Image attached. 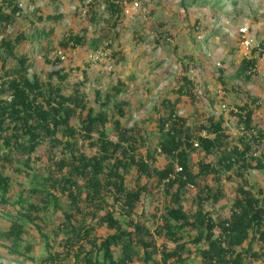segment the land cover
Returning a JSON list of instances; mask_svg holds the SVG:
<instances>
[{
  "label": "trees",
  "instance_id": "obj_1",
  "mask_svg": "<svg viewBox=\"0 0 264 264\" xmlns=\"http://www.w3.org/2000/svg\"><path fill=\"white\" fill-rule=\"evenodd\" d=\"M103 1L108 19L101 36L93 40L94 48L112 36L127 6L126 0ZM22 12L19 0H0V211L7 215V224H0V248L25 264H189L192 253L201 264H264V189L256 193L248 177L252 170H264V130L253 124L252 108L244 104L239 112L232 111L242 124L234 145L222 114L210 113L189 125L177 103L185 95L192 101L198 96L192 79L183 75L174 88L176 98H165L163 111L157 108L160 136L149 143L139 126L121 122L127 101L115 99L122 81L106 96L114 99L115 116L102 107H89L83 89L71 86L67 72L54 70L48 80L36 73L30 76V55L17 51L26 37L10 30ZM35 15L38 21H57L65 14ZM87 33L85 27L63 36L55 49L57 62H62L65 49L85 44ZM261 45L255 48L259 57L241 59L237 75L251 77L264 57ZM55 73L60 84L53 82ZM110 122L115 138L107 129ZM12 152L25 166L15 167L18 172L28 174L35 160L43 162L46 173L14 200L4 171L14 160ZM158 153L168 159L162 167L156 165ZM129 174L133 185L126 180ZM224 177L238 183L228 214H214L206 205L224 197ZM184 187L194 191L196 208H185ZM154 188L164 192L165 206L156 208L150 223L137 208ZM50 212L53 221L45 220ZM32 228L43 244L38 252L28 239ZM159 237L165 240L159 243Z\"/></svg>",
  "mask_w": 264,
  "mask_h": 264
},
{
  "label": "rangeland",
  "instance_id": "obj_2",
  "mask_svg": "<svg viewBox=\"0 0 264 264\" xmlns=\"http://www.w3.org/2000/svg\"><path fill=\"white\" fill-rule=\"evenodd\" d=\"M19 2L23 12L10 30L15 34L22 32L26 37L18 44L17 51L30 55V76L36 73L48 80L54 70L67 72L71 86L79 84L83 89L89 107L96 110L102 107L109 115L115 116L114 99L106 100V96L122 81V91L115 99L127 101L126 115L121 117V122L126 127L139 126L149 143H155L160 136L156 128L157 108L163 111L162 101L167 97L176 98L174 88L183 82V75L192 79L193 91L198 96V100L192 101L185 95L177 103L178 112L188 118L189 125L203 120L207 114L214 113L218 117L222 114L227 131L232 135L229 141L234 145L242 124L232 111L239 112L238 106L248 104L253 110L256 129L264 130V57L259 58L250 78L237 75L236 71L243 57H259V49L255 48L264 44V0H222L219 3L214 0H126L127 6L119 24L111 27L112 36L101 39L97 48H94L93 40L101 36L108 19L103 0ZM55 11L64 12V17L57 21H38L35 15L36 12L46 15ZM36 27L43 29L45 34L36 31ZM85 27L88 28L85 44L65 49L61 54L62 62H57L55 49L60 48L61 38L71 30L83 32ZM53 82L60 84L56 73ZM72 89L64 92L69 93ZM112 128L110 122L107 129L115 138ZM141 151L146 154V147ZM12 155L14 160L6 164L4 171L10 177V194L14 200L21 189L34 186L46 173L43 162L35 160L31 161L28 174L18 172L15 167L24 168L21 166L24 163L17 161L13 152ZM16 156L18 159L17 153ZM193 157L197 160L196 154ZM156 158V165L160 167L168 162L164 154L158 153ZM248 177L256 193L259 188L264 189V170H252ZM126 180L133 185L132 174ZM222 181L224 197L217 204L209 202L206 205V209L214 214L219 210L228 214V202L238 183L236 178L224 177ZM193 192L187 187L182 189L185 208L197 207ZM152 194L144 195L137 208V213H143L150 223L156 208L165 206L163 191L154 188ZM6 218L7 215L0 211V224H7ZM47 218L54 220L51 212L47 213L45 220ZM123 219L126 218L122 217V221L127 227ZM28 239L35 244L36 252L43 248L40 235L34 228L29 230ZM157 240L162 243L165 237ZM188 247L194 251L195 244L190 243ZM0 260L4 264H25L2 248ZM142 263L140 260L139 264ZM189 264H201L200 257L192 253ZM253 264L263 263L254 260Z\"/></svg>",
  "mask_w": 264,
  "mask_h": 264
}]
</instances>
